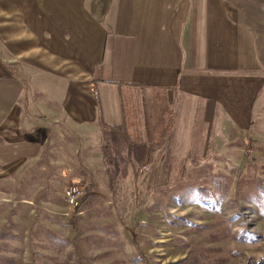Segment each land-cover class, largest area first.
<instances>
[{
	"label": "crops",
	"instance_id": "crops-1",
	"mask_svg": "<svg viewBox=\"0 0 264 264\" xmlns=\"http://www.w3.org/2000/svg\"><path fill=\"white\" fill-rule=\"evenodd\" d=\"M135 90L163 93L170 158L264 159V0H0V178L39 155L35 117L114 131Z\"/></svg>",
	"mask_w": 264,
	"mask_h": 264
},
{
	"label": "rangeland",
	"instance_id": "rangeland-1",
	"mask_svg": "<svg viewBox=\"0 0 264 264\" xmlns=\"http://www.w3.org/2000/svg\"><path fill=\"white\" fill-rule=\"evenodd\" d=\"M134 102L129 138L35 117L39 155L0 178V264H264L260 153L201 158L193 143L172 159L163 93L135 90ZM126 140L143 150L127 151ZM69 184L81 187L72 209Z\"/></svg>",
	"mask_w": 264,
	"mask_h": 264
},
{
	"label": "trees",
	"instance_id": "trees-1",
	"mask_svg": "<svg viewBox=\"0 0 264 264\" xmlns=\"http://www.w3.org/2000/svg\"><path fill=\"white\" fill-rule=\"evenodd\" d=\"M110 129H112V130H114V131H118L121 135H124V133H125V135L128 137L129 136V133H128V131H125V129L122 127H119V126H113V127H110ZM124 135V136H125ZM130 137V136H129ZM128 137V138H129ZM126 146H127V151H129V150H132L133 151V154L135 153V152H138V150H143V148L141 147V146H139L138 144H137V141L135 140V142H133V141H131V140H126ZM149 150L147 149V152H146V155H147V157H146V160H145V162H148V156H149ZM135 157V156H134ZM128 159V162H129V164L132 166V179L135 181V177L137 176V173H138V169H136L137 167H135V165H133L134 163V160H133V157H132V155L130 154V156H129V158H127ZM135 162H136V158H135ZM138 162H139V158H138ZM83 199H85V196H83L82 198H81V200H80V202L83 200ZM80 204V203H79Z\"/></svg>",
	"mask_w": 264,
	"mask_h": 264
},
{
	"label": "built area",
	"instance_id": "built-area-1",
	"mask_svg": "<svg viewBox=\"0 0 264 264\" xmlns=\"http://www.w3.org/2000/svg\"><path fill=\"white\" fill-rule=\"evenodd\" d=\"M81 187L76 184H69L63 191L62 195L64 197V200L66 201V205L68 207L76 208V206L79 203V197L81 195Z\"/></svg>",
	"mask_w": 264,
	"mask_h": 264
}]
</instances>
